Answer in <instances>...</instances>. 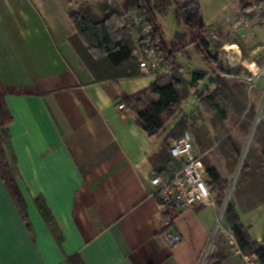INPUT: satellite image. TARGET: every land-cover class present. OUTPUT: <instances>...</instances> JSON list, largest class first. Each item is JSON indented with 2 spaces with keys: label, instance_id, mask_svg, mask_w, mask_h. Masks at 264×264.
Returning <instances> with one entry per match:
<instances>
[{
  "label": "crops",
  "instance_id": "0c3cea01",
  "mask_svg": "<svg viewBox=\"0 0 264 264\" xmlns=\"http://www.w3.org/2000/svg\"><path fill=\"white\" fill-rule=\"evenodd\" d=\"M71 10L68 0H0V96L11 115L20 201L0 172V264H207L218 242H224L222 264H245L230 246L229 224L219 227L222 209L215 199L177 216L172 230L182 241L171 246L164 222L175 210L161 211L151 179L181 117L150 137L121 98L156 79L142 73L120 77L106 58L91 57L77 38ZM159 16L161 47L176 52L179 67L185 70L183 59L192 61L193 52L205 60L207 69L185 73L189 81L195 72L207 73L200 93L215 81L218 67H237L199 53L200 28L191 29L192 44L181 34L166 41ZM200 21L219 29L203 20L202 11ZM235 42L229 46L233 54L236 48L245 54ZM258 51L264 57V42L252 53ZM198 108L191 91L181 110L189 114ZM237 211L251 237L263 242L264 204Z\"/></svg>",
  "mask_w": 264,
  "mask_h": 264
},
{
  "label": "trees",
  "instance_id": "16d2710c",
  "mask_svg": "<svg viewBox=\"0 0 264 264\" xmlns=\"http://www.w3.org/2000/svg\"><path fill=\"white\" fill-rule=\"evenodd\" d=\"M259 4L264 6V0L258 1ZM170 7H174L178 23H183L190 29L205 28L200 21L199 0H123L120 7L116 3L110 4L104 0L97 8L81 6L77 10H71L69 14L77 28V38L84 41L85 49L91 52V57L98 55L99 58H106L112 67L118 69L120 77L133 78L141 76V70L133 56L132 34L123 27V16L132 10H139L142 15H148L155 24V40L161 47L162 33L156 23V16L165 15ZM252 7L253 4H244V14ZM210 48L217 50L219 47L202 38L198 45L199 53L206 60L216 64L217 57L212 55ZM161 50L164 52L162 47ZM165 56L171 73L158 76L145 90L134 95H123L121 102L137 115V124L150 137H154L164 129L177 108L189 97L190 92L195 93L202 111L213 115L216 135L212 137L205 125H198L199 121L204 122V116L201 114L180 120L168 135L167 141L165 140L163 154L160 157L163 165L157 166L156 171L168 179L180 170V164L173 158L167 142L169 139L181 138L188 128H192L195 142L204 155L203 163L215 184L216 203L221 207L229 181L211 164L210 155L217 153L224 160L227 172L231 174L235 171L243 152V145L232 136L231 129H238L242 134L249 135L257 113V105L251 102L244 83L220 76H217L205 92L200 93L197 87L207 77V73L195 72L189 81L186 79L185 71L177 64L176 52L174 50L165 52ZM218 71L220 73L226 71L236 76L242 71L249 74L243 66L228 70L218 67ZM227 121L231 122L229 128L226 125ZM10 122V112L4 98L0 96V172L5 185L18 202V174L9 132ZM18 203L20 205V201ZM263 204L264 126L259 124L237 180L235 201L228 204L224 213L225 221L229 224L241 251L245 254H256L259 264H264V240L260 243L251 237L249 230L240 220L237 208L251 211ZM39 207L48 224L52 225V219L45 206ZM224 258V242L221 244L218 242L207 264H222Z\"/></svg>",
  "mask_w": 264,
  "mask_h": 264
},
{
  "label": "rangeland",
  "instance_id": "374dc122",
  "mask_svg": "<svg viewBox=\"0 0 264 264\" xmlns=\"http://www.w3.org/2000/svg\"><path fill=\"white\" fill-rule=\"evenodd\" d=\"M258 1L260 0H199V3L201 5L203 20L206 23H210L214 25L216 24L217 26L216 28L219 29H213L212 27L210 28L205 27L204 29H202V31L196 32V40L200 42L202 38L204 39L208 38L213 46L218 45V47L220 48H218L217 50L213 49L210 52L212 53L213 56L217 57L218 61H220L219 57L222 58L221 59L222 65L226 64L225 61L228 63L231 62L232 64H237V66H243L245 70L249 72V70L246 68V62L252 60V61H256L259 64L260 68L262 69L259 78H257L256 80L254 79V81L252 82L247 81V83H245V80L251 77L250 73L248 74L247 72L242 71L241 74L238 75L240 76L239 79V78L224 77L221 74L227 73L226 71L221 73L217 71L218 73L217 76L244 83L246 85L247 91L249 92L251 102L257 105V113L249 135L242 134L241 132L238 131V129H234V128L231 129L232 136L237 141L241 142L243 145V152L237 164V167L235 168V171H233L231 174L228 173L225 167L226 165L224 160L217 153L210 155L211 164L215 166L220 172H222L229 181L227 190L225 191V199L223 200V205L221 206V209L223 210L225 204H227L225 211L227 209L228 204L230 202L235 201V189L237 186V180L240 171L242 169L243 163L245 161V157L247 155L249 147L252 145L253 135L256 130L255 129L253 132V129L257 118L259 117V122L257 126L259 124L264 123V57L262 53L263 51H258L255 54L252 53L253 49H255L258 46H262V43L264 42V10L261 13V15H255L254 13L250 15H245L243 10L244 4L246 3L253 4V6L255 7L258 5ZM68 2L72 4L73 9L75 8V10H77L81 6H92L94 8H97L98 4L103 3L104 0H68ZM115 3L120 7L123 4V0H119ZM132 11L126 13L122 19L128 20V16L129 14L132 13ZM158 22L160 27L162 28L163 35L166 41L171 42L176 37L177 34H181V35H187L189 42L192 44V38L194 32L183 23L181 24L178 23L176 19L174 7H170L165 15L159 16ZM212 30L216 32L220 30V32H217L216 39H212L209 35L212 32ZM235 41H237L238 44L243 45L245 47L247 51L245 52L244 50L245 54L242 51H238L237 48H236L237 52L233 54V51L229 48V46H231L232 43L233 44L236 43ZM193 51L194 48L190 50L191 53ZM191 57H192V61L188 59V57L183 59L185 73L189 68L192 67H197L198 69L201 68L207 69V64L205 60H203L198 55V53L193 52V56ZM229 75H233V74H229ZM187 99L177 108L176 113L172 118H174L176 115L177 116L180 115L181 117L180 120H182L184 118H191L192 116L197 117L199 114H201L204 116V122L199 121L198 125L199 126L205 125L208 128L211 136L215 137L216 132L213 127L212 114L204 113L200 106L198 110L195 111L194 113H189V114L183 113L181 109L183 104L187 101ZM226 125L228 126V128L231 127V122L227 121ZM187 131L194 134L192 128H188ZM195 147L199 155L204 157V155L201 154L196 142H195ZM214 188H215V184L213 183L211 186V192L213 194V198L215 199L217 194L214 191ZM224 216L225 215H223V217H221L220 219L219 227L225 224ZM228 234L230 235L232 233L230 232Z\"/></svg>",
  "mask_w": 264,
  "mask_h": 264
},
{
  "label": "built area",
  "instance_id": "2783aa9c",
  "mask_svg": "<svg viewBox=\"0 0 264 264\" xmlns=\"http://www.w3.org/2000/svg\"><path fill=\"white\" fill-rule=\"evenodd\" d=\"M117 1L119 0H107L110 4ZM263 10L264 6L259 4L253 6L245 15L252 13L261 15ZM122 24L132 34L133 56L140 65L142 75L156 79L160 75L170 74L171 70L167 65L166 56L155 40V24L151 18L148 15H142L139 10H134L129 14L128 20L122 19ZM209 35L212 39L217 38V32L214 30ZM205 40L210 42L208 38ZM246 68L251 77L246 79L245 83L256 80L262 72L256 61H247ZM221 75L240 79V76L227 73ZM119 108L126 109L124 105ZM262 124L264 126V123ZM170 150L173 158L180 164V170L168 179L155 173L152 176L151 184L154 189L153 193L159 197L161 211L165 213L169 209L175 210V213L165 220L164 225L167 228L165 235L171 246H177L181 243L182 237L172 230L173 222L181 212L197 205L204 206L214 203L211 192L213 181L203 163L202 156L196 150L195 139L191 132L186 131L181 138L172 140ZM229 242L236 255L242 258L245 264H259L256 254H245L241 251L233 234L229 235Z\"/></svg>",
  "mask_w": 264,
  "mask_h": 264
},
{
  "label": "water",
  "instance_id": "95a60500",
  "mask_svg": "<svg viewBox=\"0 0 264 264\" xmlns=\"http://www.w3.org/2000/svg\"><path fill=\"white\" fill-rule=\"evenodd\" d=\"M258 122H259V117H258L257 120H256V123H255V125H254V129H253V132H254V130L256 129ZM253 132H252V135H253ZM226 205H227V204H225V207H224V209L222 210V217H223V215H224V213H225Z\"/></svg>",
  "mask_w": 264,
  "mask_h": 264
}]
</instances>
